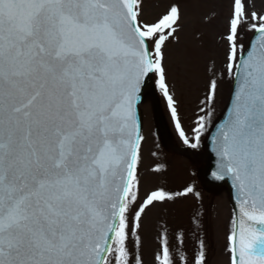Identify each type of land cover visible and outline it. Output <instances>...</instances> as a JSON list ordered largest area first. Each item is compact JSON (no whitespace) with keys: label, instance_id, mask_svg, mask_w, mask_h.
Segmentation results:
<instances>
[{"label":"snow or ice","instance_id":"snow-or-ice-1","mask_svg":"<svg viewBox=\"0 0 264 264\" xmlns=\"http://www.w3.org/2000/svg\"><path fill=\"white\" fill-rule=\"evenodd\" d=\"M143 3L0 0V264H133L128 242L139 249L146 210L193 193L157 188L137 206L144 90L163 94L190 147L208 128L199 116L190 142L168 84L163 49L179 30V5L148 23ZM245 26L258 34L249 49L238 43ZM226 40L235 88L212 137L213 176L236 191L230 264H264V13L231 0ZM217 91L210 80L202 104ZM154 261L177 264L166 232ZM192 264H207L203 240Z\"/></svg>","mask_w":264,"mask_h":264},{"label":"rangeland","instance_id":"rangeland-1","mask_svg":"<svg viewBox=\"0 0 264 264\" xmlns=\"http://www.w3.org/2000/svg\"><path fill=\"white\" fill-rule=\"evenodd\" d=\"M172 3L180 7L181 19L179 30L175 38L170 37L164 47V66L167 70L168 84L175 99L181 126L190 140L195 143L192 129L196 126L199 116H205L208 127L220 111V93L226 84L224 98L231 83L227 75L226 54L228 43L226 40L228 18L230 16L231 0H144L143 14L140 19L153 23ZM248 11L264 13V0H245ZM253 31L245 26L240 30L239 44L244 46ZM218 82V91L214 103L202 104L205 100L207 86L210 80ZM160 93V92H159ZM162 94V93H161ZM161 104L174 140L179 145L183 142L171 117L167 100L162 94ZM205 111H201V108ZM211 112L207 117L206 113ZM143 136L141 146V162L139 164L140 199L142 203L145 195L157 188L169 192L183 191L187 187L193 188V193L176 197L173 201L163 204L157 203L146 210L138 230L141 239L139 249L135 247V237H130L128 247L132 259L140 255L143 264H155L153 255L160 247L161 234H167L169 247L172 239L183 234L182 250L188 264H192L197 255L200 241L203 240L207 251V264H230L228 258V235L232 228V211L225 192H220L211 199H206L198 193L199 184L195 178V167L181 157H173L166 153L155 135L152 121V107L150 100L142 107ZM208 129V128H207ZM197 147L201 146L203 136ZM189 146V145H187ZM190 147V146H189ZM155 169H159L155 171ZM201 193V192H200ZM208 204L207 209H203ZM210 201V202H209ZM204 223V230H202ZM176 233L173 238V233ZM159 242H156L158 241ZM188 244V247L186 246ZM177 262V261H176ZM177 264H184L177 262Z\"/></svg>","mask_w":264,"mask_h":264},{"label":"water","instance_id":"water-1","mask_svg":"<svg viewBox=\"0 0 264 264\" xmlns=\"http://www.w3.org/2000/svg\"><path fill=\"white\" fill-rule=\"evenodd\" d=\"M150 88V86L144 90L147 91L148 89ZM143 92V94H144ZM224 120H222L215 128L214 130L212 131L210 137H209V141L207 143V149L209 150V154L207 157H205L204 159V170L202 172V180L204 181L205 184L209 185V186H215L216 183H212V180H208V179H216L214 176H213V172H215L217 170V163H218V157L216 155V152H215V145L213 144L212 142V137L216 135V130L217 128L219 127V125H221L223 123ZM160 130H161V133L164 135V130L163 128L161 127L160 125ZM165 137V135L163 136V138ZM170 148H172L173 146L171 145V143H169L168 145ZM210 149H212V154H211V151ZM226 180H224V184H226L228 190H229V193L232 197V201L234 203V206H235V209H236V212H237V216H238V211H237V201H236V191L233 187V184H232V181L228 178H225ZM218 181H223V180H218ZM209 182V183H208Z\"/></svg>","mask_w":264,"mask_h":264}]
</instances>
